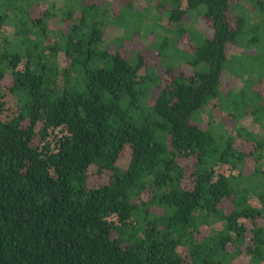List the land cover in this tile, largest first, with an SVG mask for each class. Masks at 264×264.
<instances>
[{"label":"trees","instance_id":"obj_1","mask_svg":"<svg viewBox=\"0 0 264 264\" xmlns=\"http://www.w3.org/2000/svg\"><path fill=\"white\" fill-rule=\"evenodd\" d=\"M41 1L0 0V264H264V0Z\"/></svg>","mask_w":264,"mask_h":264},{"label":"rangeland","instance_id":"obj_2","mask_svg":"<svg viewBox=\"0 0 264 264\" xmlns=\"http://www.w3.org/2000/svg\"><path fill=\"white\" fill-rule=\"evenodd\" d=\"M118 0H115L114 1V4L116 5V7H117V4H116V2H117ZM134 1V3H135V5L136 6H139V5H141V6H144V4H146V3H152V2H155V0H133ZM48 2V0H42L41 1V6L43 7V6H46V3ZM179 2H180V0H179ZM171 3H173L174 5H178V3H177V1L176 0H173V2H172V0H171ZM241 3H242V0H232V3L231 4H233V6L234 5H236V7L235 8H238V6H240L241 5ZM114 5V6H115ZM247 6H249V4H247ZM117 9V8H116ZM163 9V8H162ZM162 9H160L159 11L160 12H162ZM199 9H202V7L200 8H197V9H193V10H191L190 11V18H189V21L191 22V23H188V25L190 26V27H192V28H196V29H198L201 33H204L205 35H210V29H209V27H208V25L205 23V21H204V19L202 20L200 17H198L197 15L199 14ZM164 10V9H163ZM151 12H154V10L153 11H151ZM156 13V12H155ZM178 27H183V23H181ZM107 32V37L108 38H111V36H114V35H116L117 33H118V31L117 32H111V30H108V31H106ZM119 32H120V30H119ZM188 36L186 35V34H184V37L183 38H181V45L182 44H185L186 42H188ZM145 43V42H144ZM232 47H229V49H228V53H232ZM130 50V49H129ZM152 59H154V56H152L151 57ZM184 68V67H183ZM184 71H186L187 73H188V70H187V68H184ZM227 75H230V74H227ZM226 74H223V77H222V82H223V84H225L227 87H230V88H233L234 87V85L235 84H233V82L231 81V79H232V77L231 76H227ZM231 78V79H230ZM241 82H239L238 84H236V86H241ZM262 89L264 90V84L262 85ZM210 107V106H209ZM220 114V112L218 111V110H212V112L210 113L208 110H206L205 112H203V114H202V119H205V121H208L211 117L212 118H215V116H217V115H219ZM215 115V116H214ZM245 122V124L246 125H248L250 128H253V126H252V124H251V122H250V119L249 118H247V120L246 121H244ZM255 128V127H254ZM126 155V154H125ZM125 155L124 156H122L121 157V159L119 160V162L118 163H121L122 165H125L126 164V159H125ZM185 163V162H184ZM94 181V176L93 175H91L90 176V182H93ZM216 227H218V224L217 225H215Z\"/></svg>","mask_w":264,"mask_h":264}]
</instances>
